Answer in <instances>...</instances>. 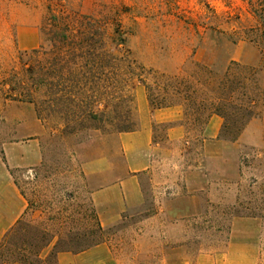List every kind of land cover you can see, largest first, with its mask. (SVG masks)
<instances>
[{
	"label": "rangeland",
	"instance_id": "374dc122",
	"mask_svg": "<svg viewBox=\"0 0 264 264\" xmlns=\"http://www.w3.org/2000/svg\"><path fill=\"white\" fill-rule=\"evenodd\" d=\"M52 17L71 40L96 21L119 57L97 97L80 101L69 62L46 87ZM262 61L264 0H0V160L28 205L0 264H264V98L237 136L171 105V76L203 67L255 69L264 91ZM139 73L166 107H151ZM128 106L134 131L121 132L107 118ZM143 129L148 142L131 139Z\"/></svg>",
	"mask_w": 264,
	"mask_h": 264
},
{
	"label": "trees",
	"instance_id": "16d2710c",
	"mask_svg": "<svg viewBox=\"0 0 264 264\" xmlns=\"http://www.w3.org/2000/svg\"><path fill=\"white\" fill-rule=\"evenodd\" d=\"M51 20L48 32H50V38L59 52L53 59L49 74L51 77L45 83L47 84L46 87L50 93L54 92L56 79L59 76L55 75V72L58 71V65L69 62L77 69L79 80L75 82L74 88L80 97V101L84 102L87 99L97 97L100 83L104 80L108 68H113L120 61L118 56L104 49L103 30L96 21L83 18L78 22L77 27L79 29L75 33V37L77 35L80 37L77 36L78 39L71 40L70 27L58 22L56 17H52ZM112 42L116 48L123 45L125 43L123 33L116 30ZM64 53L67 54L64 55ZM125 58L129 72L133 71V61L131 62L128 56ZM235 66V69L229 67L222 78L216 77L208 67H203L200 75L195 77L196 79H192V77L188 79L178 75L171 76V105L182 106L185 110V117L191 125L206 126L210 118L215 115L224 120L223 132L238 134L251 119L257 116V100L264 98V91L258 86L257 70L236 64ZM141 70L145 72L143 68ZM262 70H264V66L260 71ZM136 76L139 83L146 89L151 107L153 109L166 107L167 104L160 100L154 86L146 82L144 73L136 74ZM59 78L62 76L60 75ZM114 85L113 89H116V85ZM165 91L166 95H169V89H165ZM113 114L114 116H108L107 121L111 123L116 120L119 121L117 124L121 132L134 131L131 128L134 121H130V106L124 113L114 112ZM86 116L102 121L104 115L88 113Z\"/></svg>",
	"mask_w": 264,
	"mask_h": 264
},
{
	"label": "crops",
	"instance_id": "0c3cea01",
	"mask_svg": "<svg viewBox=\"0 0 264 264\" xmlns=\"http://www.w3.org/2000/svg\"><path fill=\"white\" fill-rule=\"evenodd\" d=\"M152 117L158 120V113H153ZM130 136L134 140L143 138L145 143L150 140L149 132L144 129L132 133ZM27 208V201L19 191L7 167L0 160V244L5 235L23 218ZM90 254L85 252L83 256L89 257ZM64 259L65 257L63 255H58L57 257L59 264H62Z\"/></svg>",
	"mask_w": 264,
	"mask_h": 264
}]
</instances>
